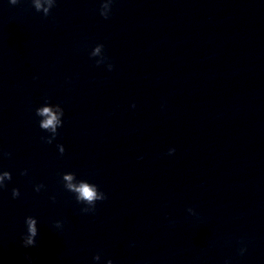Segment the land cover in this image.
<instances>
[{"label":"clouds","instance_id":"1","mask_svg":"<svg viewBox=\"0 0 264 264\" xmlns=\"http://www.w3.org/2000/svg\"><path fill=\"white\" fill-rule=\"evenodd\" d=\"M9 2L12 5H16L18 3V0H9ZM113 0H104V2L101 4L100 9V15L104 19L109 18V14L111 12V6H112ZM56 0H32V4L37 12H43L44 16H48L50 13V10L55 6ZM103 49V45L99 44L97 45L90 55L92 57H96L101 50ZM105 60V57H103L100 60H97V66L102 64ZM113 65L109 64L108 68L111 70ZM134 106V105H133ZM55 109V110H54ZM36 115L38 117H41L39 121V127L50 133L51 135L48 137H42L41 139L44 140L45 143L51 144L53 140H55L56 136L58 135L57 129L62 126V117L64 115L63 109L60 107V105H51L49 103H45V105L38 107L36 109ZM57 148L61 155L64 154L65 149L63 145H57ZM175 152V149H169V154ZM5 156H9L10 153L5 152ZM26 170L21 173V175H26ZM12 175L8 171H3L0 173V188L6 187L5 181H11ZM62 179L64 181V187L75 194L76 201L78 203L85 204L86 207L82 208L81 211L84 213L88 212H94L95 206L97 201H104L107 199V196L105 193L98 190L97 185L87 182L86 180H79L77 181L75 173H65L62 176ZM76 181V182H74ZM44 185L40 184L37 185L35 190L37 192L40 191L41 188H43ZM20 196V191L17 188L12 189V197L18 198ZM188 211L190 213H194V210L189 208ZM25 224H26V234L22 237V246L25 248L28 247H34L36 245V237L38 236V228H37V220L36 218L32 216H28L25 218ZM56 227L61 228L62 224L61 222H56ZM245 249H241L240 252L243 254ZM27 259L31 260V257H27ZM95 261L100 260V255L97 254L93 257ZM107 264H113V261L109 259L107 261Z\"/></svg>","mask_w":264,"mask_h":264}]
</instances>
